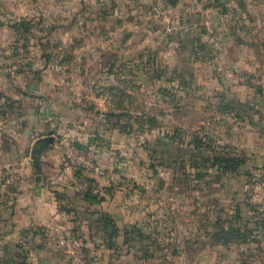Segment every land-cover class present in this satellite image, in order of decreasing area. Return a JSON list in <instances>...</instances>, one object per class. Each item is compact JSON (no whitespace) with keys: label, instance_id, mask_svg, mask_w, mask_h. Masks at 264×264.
Returning <instances> with one entry per match:
<instances>
[{"label":"rangeland","instance_id":"374dc122","mask_svg":"<svg viewBox=\"0 0 264 264\" xmlns=\"http://www.w3.org/2000/svg\"><path fill=\"white\" fill-rule=\"evenodd\" d=\"M151 1L0 0V264H264V0Z\"/></svg>","mask_w":264,"mask_h":264},{"label":"built area","instance_id":"2783aa9c","mask_svg":"<svg viewBox=\"0 0 264 264\" xmlns=\"http://www.w3.org/2000/svg\"><path fill=\"white\" fill-rule=\"evenodd\" d=\"M151 10L155 17L162 20L164 24V33L173 34L180 28L177 20L170 14L168 0H152ZM65 157L72 165L82 166L89 170L100 172L96 161V145L89 143L85 146H79L72 142H64Z\"/></svg>","mask_w":264,"mask_h":264},{"label":"crops","instance_id":"0c3cea01","mask_svg":"<svg viewBox=\"0 0 264 264\" xmlns=\"http://www.w3.org/2000/svg\"><path fill=\"white\" fill-rule=\"evenodd\" d=\"M141 22H142V21H141ZM138 23H140V22H139V21L137 22V20H134L133 25L138 24ZM39 142H40V139H39V138L35 139V146H36ZM39 150L42 151L43 149H42V148H39ZM33 165H34L37 169H39V165L37 164V162H36L34 159H33Z\"/></svg>","mask_w":264,"mask_h":264},{"label":"trees","instance_id":"16d2710c","mask_svg":"<svg viewBox=\"0 0 264 264\" xmlns=\"http://www.w3.org/2000/svg\"><path fill=\"white\" fill-rule=\"evenodd\" d=\"M34 156H35V158H37L38 153H35ZM226 234H227V232H226ZM214 235L220 237L222 240L226 239V236H225L224 233L221 232V231H216V232L214 233Z\"/></svg>","mask_w":264,"mask_h":264},{"label":"water","instance_id":"95a60500","mask_svg":"<svg viewBox=\"0 0 264 264\" xmlns=\"http://www.w3.org/2000/svg\"><path fill=\"white\" fill-rule=\"evenodd\" d=\"M176 1H177V0H168V3H169L171 6H175ZM39 152H40V150H38V153H39ZM34 159H36L35 156H34ZM230 230H231V229H230Z\"/></svg>","mask_w":264,"mask_h":264}]
</instances>
